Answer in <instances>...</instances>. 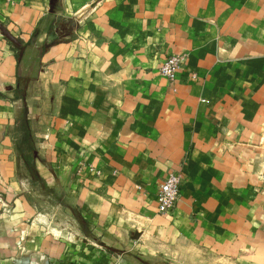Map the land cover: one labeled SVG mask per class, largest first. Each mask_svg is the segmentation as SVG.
<instances>
[{"label": "crops", "instance_id": "obj_1", "mask_svg": "<svg viewBox=\"0 0 264 264\" xmlns=\"http://www.w3.org/2000/svg\"><path fill=\"white\" fill-rule=\"evenodd\" d=\"M0 26V264H264V0H0Z\"/></svg>", "mask_w": 264, "mask_h": 264}, {"label": "built area", "instance_id": "obj_2", "mask_svg": "<svg viewBox=\"0 0 264 264\" xmlns=\"http://www.w3.org/2000/svg\"><path fill=\"white\" fill-rule=\"evenodd\" d=\"M183 60L184 58L180 56L168 57L159 68V74L173 82ZM180 185L181 175L177 172L168 174L165 180L159 184L157 192L158 214L165 215L173 210L179 198Z\"/></svg>", "mask_w": 264, "mask_h": 264}, {"label": "rangeland", "instance_id": "obj_3", "mask_svg": "<svg viewBox=\"0 0 264 264\" xmlns=\"http://www.w3.org/2000/svg\"><path fill=\"white\" fill-rule=\"evenodd\" d=\"M180 57H182V56H180ZM183 62H184V60H183ZM23 162L25 163V165L22 164V166H21L22 175L23 174H27L28 173V170L31 169V167H29V166L26 165V160L25 159H23ZM20 177H21V174H20ZM22 177H24V176H22ZM32 193L33 192H31L29 194V196H30L29 198L30 199L37 198V199L43 201L42 203L44 204V207L47 210L46 214L53 215L54 220L56 221V223L59 226L65 228V226L68 225L67 222H66L65 216L62 215V214H60L59 213L60 211L55 212V210H54V205H55L56 201L61 198L60 195H58V194L57 195H53V194L51 195L50 193L43 192V191L42 192H39V193H37L35 191V193H36L35 195L32 194ZM39 195L42 196V197H39ZM63 210H64V208H63ZM69 211H71L73 213V216L75 218L78 217L79 212L76 211L75 208L70 209ZM69 211L67 213H69ZM72 228L75 229V225H73ZM201 262H202L201 264H224V260L222 258H220V256L214 255V254H209V253H206V252L205 253H202V255H201ZM154 264H162V263L159 262V261H156V262H154Z\"/></svg>", "mask_w": 264, "mask_h": 264}, {"label": "water", "instance_id": "obj_4", "mask_svg": "<svg viewBox=\"0 0 264 264\" xmlns=\"http://www.w3.org/2000/svg\"><path fill=\"white\" fill-rule=\"evenodd\" d=\"M0 31L2 34L11 42V43H16V40L4 29L0 26Z\"/></svg>", "mask_w": 264, "mask_h": 264}, {"label": "trees", "instance_id": "obj_5", "mask_svg": "<svg viewBox=\"0 0 264 264\" xmlns=\"http://www.w3.org/2000/svg\"><path fill=\"white\" fill-rule=\"evenodd\" d=\"M25 136H26L25 141L27 142L28 134H26ZM24 159L26 160V165L29 166V160H30L29 156H24Z\"/></svg>", "mask_w": 264, "mask_h": 264}]
</instances>
